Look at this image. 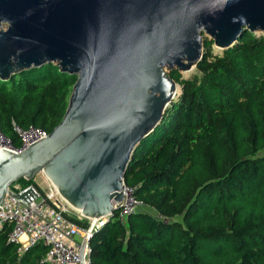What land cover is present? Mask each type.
<instances>
[{"label":"trees","instance_id":"trees-1","mask_svg":"<svg viewBox=\"0 0 264 264\" xmlns=\"http://www.w3.org/2000/svg\"><path fill=\"white\" fill-rule=\"evenodd\" d=\"M196 67L201 75L193 80L168 72L181 94L135 147L123 175L145 205L93 233L90 264H264V36L242 31ZM75 78L46 63L0 80L1 133L18 146L13 124L50 132ZM8 230H0V264H44L45 246L17 254Z\"/></svg>","mask_w":264,"mask_h":264},{"label":"water","instance_id":"water-1","mask_svg":"<svg viewBox=\"0 0 264 264\" xmlns=\"http://www.w3.org/2000/svg\"><path fill=\"white\" fill-rule=\"evenodd\" d=\"M245 30L264 35V0H0V80L46 63L76 76L44 139L0 148V203L42 173L82 216L116 211L135 147L173 99L168 72L197 64L202 34L226 49Z\"/></svg>","mask_w":264,"mask_h":264},{"label":"built area","instance_id":"built-area-1","mask_svg":"<svg viewBox=\"0 0 264 264\" xmlns=\"http://www.w3.org/2000/svg\"><path fill=\"white\" fill-rule=\"evenodd\" d=\"M13 130L19 140L18 146H14L0 131V148L13 153L25 150L30 144L44 139L48 134L46 130L31 125L22 128L13 124ZM2 140H5L6 145L2 144ZM27 188H32L33 193H29L25 199L14 197ZM134 189V186L122 181L123 197L117 203L116 211L92 221L65 202L50 184L41 189L38 185L22 186L15 181L7 188L9 193L4 194L0 203V230L6 226L9 228L6 234L7 242L17 245L18 254L37 244L45 246L46 251L40 260L44 264H90L89 240L93 233L112 216L116 215L117 219L122 221L145 205L135 196ZM70 217L78 221L86 219L87 226H79ZM83 242V252L80 256V245Z\"/></svg>","mask_w":264,"mask_h":264},{"label":"rangeland","instance_id":"rangeland-1","mask_svg":"<svg viewBox=\"0 0 264 264\" xmlns=\"http://www.w3.org/2000/svg\"><path fill=\"white\" fill-rule=\"evenodd\" d=\"M253 34H254L255 36H260V35L264 36L263 33H261V32H253ZM202 39H208V36L202 34ZM202 41H203V40H202ZM222 50H223V49L216 47L213 43L209 46L208 49H206V48H204V47L202 46V49H201L202 56H201V57H203V55H205V56L208 57V60H212L214 57L221 55ZM176 70H177V69H176ZM177 71H178V70H177ZM178 73L180 74V76H181L180 79H182V80H186V79H187V80L197 79V78H199L200 75H201V73L199 72V70H198V68L196 67V65H195V66H194V65L191 66L190 69L187 70V71H182V72H181V71H180V72L178 71ZM176 84H178V83L176 82ZM178 86L180 87L179 93H178L175 97H173V99L171 100V102L176 101V100L178 99L179 95L181 94L182 87H181L180 84H178ZM169 105H170V104H169ZM169 105H168V106H169ZM168 106L165 108V110L168 108ZM165 110H164V111H165ZM32 180H33V182H35L36 185H38V187L41 188V189H45V188H46V183H47V184H50V183L46 180L45 176H44L42 173H38V174H36V175L33 177ZM73 216L75 217L76 215H73ZM84 220H86V219H84ZM76 239L78 240L77 237H76ZM17 254H18V253H17Z\"/></svg>","mask_w":264,"mask_h":264},{"label":"bare ground","instance_id":"bare-ground-1","mask_svg":"<svg viewBox=\"0 0 264 264\" xmlns=\"http://www.w3.org/2000/svg\"><path fill=\"white\" fill-rule=\"evenodd\" d=\"M189 70V69H188ZM185 71H187V70H185ZM182 72V71H181ZM175 91H174V94H173V96L172 97H175L178 93H179V90H180V87L178 86V84H176L175 85V89H174ZM2 144H4V145H6V142H5V140H2ZM47 180V179H46ZM48 181V180H47ZM49 182V181H48ZM50 183V182H49ZM47 184V183H46ZM50 185H51V183H50ZM52 186V185H51ZM52 188H54L53 186H52Z\"/></svg>","mask_w":264,"mask_h":264},{"label":"crops","instance_id":"crops-1","mask_svg":"<svg viewBox=\"0 0 264 264\" xmlns=\"http://www.w3.org/2000/svg\"><path fill=\"white\" fill-rule=\"evenodd\" d=\"M46 186H47V184H46Z\"/></svg>","mask_w":264,"mask_h":264}]
</instances>
